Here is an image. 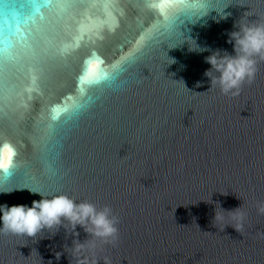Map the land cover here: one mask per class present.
Segmentation results:
<instances>
[{"label": "water", "instance_id": "1", "mask_svg": "<svg viewBox=\"0 0 264 264\" xmlns=\"http://www.w3.org/2000/svg\"><path fill=\"white\" fill-rule=\"evenodd\" d=\"M34 2L44 0H0V145L15 152L4 186L109 205L117 239L83 252L99 264H264V60L233 96L207 90L210 51L185 44L168 51L171 65L167 55L188 28L201 46L232 53L227 32L264 23V0H100L66 31L43 33L49 55L33 85L27 45L59 14ZM225 5L227 19L213 10L188 24ZM34 199L0 194V204ZM219 204L241 205L242 232L224 229L227 213L212 225ZM70 233H0V264H77Z\"/></svg>", "mask_w": 264, "mask_h": 264}, {"label": "clouds", "instance_id": "2", "mask_svg": "<svg viewBox=\"0 0 264 264\" xmlns=\"http://www.w3.org/2000/svg\"><path fill=\"white\" fill-rule=\"evenodd\" d=\"M228 7L229 5H225L221 9L210 8L208 13L194 23L188 24L196 25L202 22L201 26L205 25L207 20L203 18L208 17L213 10L216 15L211 18L218 23L231 15L230 12L225 11ZM188 29L186 37L180 43L167 48V55L169 50L181 48L185 44H187L188 52L210 51V54L204 58L205 62L210 65L204 72V76L209 80L207 90L217 86L223 94L235 96L239 94L241 85L245 81L251 83L255 79L257 58L264 60V23H237L235 21L233 30L227 32V42L232 44V53L221 49L210 50L207 45L201 46L197 38L191 35V29ZM168 57L172 60L168 65L176 63L175 58L169 55ZM183 83L188 89L184 81ZM201 85L200 81L196 83V87ZM10 150L15 153L14 147L10 143L5 141L0 145V152L4 157L0 162V174L10 170L13 166L14 155L11 160L8 158ZM19 190H27L31 194L39 195L40 199L32 200L31 205L0 204V233L25 235L33 238L41 232H48L50 234L48 238H51L60 228H63L65 233L71 229L70 234L73 240L70 247L77 264H99L94 257L90 261L87 256L83 255V252L86 249L95 248L97 239L105 243H112L118 237L119 219L109 205L98 207L91 201L76 200L64 193H57L49 197L45 196L39 188L5 187L4 183L0 181V194H11ZM219 206L222 212H217L215 207L212 225L215 227L213 221L222 222L224 220L223 213H227L232 223L224 225V229L230 226L237 232H242L245 213L242 211L241 205L233 209H224L220 204ZM258 210L264 214V205L260 206ZM77 226L83 229L86 237H91V239L88 241L79 239L80 232L77 230ZM54 228L56 231L50 233L49 230ZM63 254L64 251H56L54 257L58 261ZM48 261L52 264L51 259ZM104 264H110L107 257L104 258Z\"/></svg>", "mask_w": 264, "mask_h": 264}, {"label": "snow or ice", "instance_id": "3", "mask_svg": "<svg viewBox=\"0 0 264 264\" xmlns=\"http://www.w3.org/2000/svg\"><path fill=\"white\" fill-rule=\"evenodd\" d=\"M99 2L100 0H55V2H53V0H44L43 5L36 2L32 4L34 12L37 13L40 11L42 6L59 10L57 18L51 22L49 27L38 29L37 33L31 37V45H27V41H25V44L31 49V56L28 59L27 67L33 85L36 84L38 79L35 73L43 72L42 64L44 58L49 55L47 48L42 47L46 41V37L43 35V33L48 31H66L71 26L70 21L75 22L77 17L81 16V14H83L85 18H88L87 13L89 8L95 7ZM156 6L157 5H152V7ZM37 49L40 51L37 52ZM12 59H17V57L14 56ZM92 67H96L95 63L92 65ZM27 90L31 91V87H29ZM13 91L16 93V95H20V92L17 91L15 86L13 87ZM13 155H15V153L10 150L8 157L9 160H11ZM3 159V153L0 152V162H2Z\"/></svg>", "mask_w": 264, "mask_h": 264}]
</instances>
